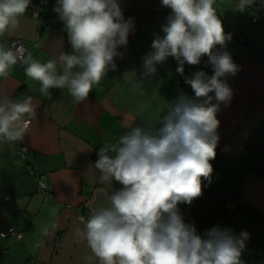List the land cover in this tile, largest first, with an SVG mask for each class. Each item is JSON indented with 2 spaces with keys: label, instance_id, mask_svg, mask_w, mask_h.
I'll list each match as a JSON object with an SVG mask.
<instances>
[{
  "label": "clouds",
  "instance_id": "9594fccd",
  "mask_svg": "<svg viewBox=\"0 0 264 264\" xmlns=\"http://www.w3.org/2000/svg\"><path fill=\"white\" fill-rule=\"evenodd\" d=\"M159 3L170 14L161 26L163 35L154 34L151 50L142 57L138 80L151 81L157 65L169 57L181 76L185 63L199 65L207 57L212 74L198 70L185 77L193 95L181 92L172 102L165 101L166 109L155 124L128 126L116 144L96 150L97 159L90 166L98 171V182L112 186L116 181L121 187L105 194L106 205L82 220L76 235L91 251L87 264H243L247 231L235 234L216 225L200 233L178 208L201 196L202 178L211 182L210 161L220 139L217 113L233 98L227 77L240 70L224 50L232 37L224 31L216 0ZM256 3L236 0V11L245 12ZM31 4L32 0H0V38L19 26ZM52 11L64 25L71 51L40 62L31 53L20 55L13 46L0 43V79L19 62L25 76L39 82L42 94L66 88L80 103L109 71L117 70L115 59L123 57L118 49L128 45L133 18L125 19L118 0H55ZM34 111L31 96L14 101L0 94V146L24 140L25 117Z\"/></svg>",
  "mask_w": 264,
  "mask_h": 264
},
{
  "label": "crops",
  "instance_id": "0c3cea01",
  "mask_svg": "<svg viewBox=\"0 0 264 264\" xmlns=\"http://www.w3.org/2000/svg\"><path fill=\"white\" fill-rule=\"evenodd\" d=\"M123 1L138 17L150 15L155 5H161L159 0ZM54 4L55 0H44L39 19L26 12L0 43L9 46L11 40H21L26 55L31 53L40 62L70 52L64 25L52 11ZM214 7L225 33L232 37L224 50L240 69L227 77L233 98L229 106L220 105L217 129V148L235 156L264 117V20L251 22L264 4L257 0L239 12L236 0H216ZM169 14L161 6L146 24L133 19L128 45L118 49L123 57L115 59L117 70L109 71L83 102L76 103L66 88L42 94L39 82L26 77L21 64L0 79V94L14 101L31 96L35 109L24 140L0 146V232L7 228L22 232L21 241L0 237V264H87L91 251L76 235V229L83 227L81 216L89 218L106 205V193L121 187L116 181L112 186L98 182L99 173L90 166L94 152L116 144L128 126L155 124L166 109L165 101L172 102L181 92L193 95L185 77L198 70L212 74L207 57L199 65L185 63L183 76L169 57L157 65L151 81L138 80L142 57L151 50L154 34L163 35L161 26ZM240 29L243 42L235 36ZM22 145L27 149L25 158L20 153ZM40 181L46 183L49 194L39 189ZM5 193L10 194L8 200H2ZM240 196L264 213V178L248 174Z\"/></svg>",
  "mask_w": 264,
  "mask_h": 264
},
{
  "label": "trees",
  "instance_id": "16d2710c",
  "mask_svg": "<svg viewBox=\"0 0 264 264\" xmlns=\"http://www.w3.org/2000/svg\"><path fill=\"white\" fill-rule=\"evenodd\" d=\"M218 119V113H217ZM99 149V148H98ZM97 149V150H98ZM94 160L97 159L96 151ZM211 182L202 178V194L178 208L187 222L204 233L213 226L249 233L243 264H264V213L244 201L240 192L248 174L264 178V117L255 125L240 152L233 156L216 148Z\"/></svg>",
  "mask_w": 264,
  "mask_h": 264
},
{
  "label": "built area",
  "instance_id": "2783aa9c",
  "mask_svg": "<svg viewBox=\"0 0 264 264\" xmlns=\"http://www.w3.org/2000/svg\"><path fill=\"white\" fill-rule=\"evenodd\" d=\"M121 10L123 12L124 17H131L133 19H138L140 24H146L148 22H150L155 15L157 14V12L161 9V5L157 4L153 7L152 12L150 13V15L146 16V17H138L136 15V13H134L129 4L125 3L123 0H118ZM44 5V0H32V4L30 5L29 9L26 10L27 13H29L32 17L34 18H38L41 16V11ZM264 20V8L254 17H252L251 22L252 23H257V22H261ZM235 36L237 38L238 41L243 42V34H242V30H238L235 33ZM9 46H13L16 50L19 51L20 55H26V46L23 44V42L21 40H11L9 42ZM263 59H264V53H263ZM17 64H20L19 62ZM25 121L28 123V129L32 123L31 118L30 117H25ZM20 153L21 156L23 158H25V154L27 153V149L25 146H20ZM41 185H43V187H41ZM39 189L40 190H44L47 191V185L45 182L40 181L38 183ZM47 193L49 194V192L47 191ZM10 198V194L9 193H5L2 197V200H8ZM81 219L86 221L88 218L81 216ZM7 236H13L16 238V240L21 241L22 240V232L18 229L15 228H7L3 231L0 232V237L1 238H5Z\"/></svg>",
  "mask_w": 264,
  "mask_h": 264
}]
</instances>
